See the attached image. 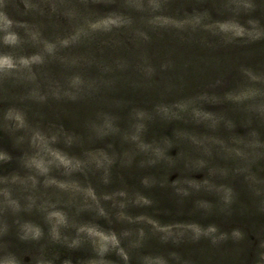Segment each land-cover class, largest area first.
Instances as JSON below:
<instances>
[{
  "label": "rangeland",
  "instance_id": "obj_1",
  "mask_svg": "<svg viewBox=\"0 0 264 264\" xmlns=\"http://www.w3.org/2000/svg\"><path fill=\"white\" fill-rule=\"evenodd\" d=\"M0 264H264V0H0Z\"/></svg>",
  "mask_w": 264,
  "mask_h": 264
},
{
  "label": "trees",
  "instance_id": "obj_2",
  "mask_svg": "<svg viewBox=\"0 0 264 264\" xmlns=\"http://www.w3.org/2000/svg\"><path fill=\"white\" fill-rule=\"evenodd\" d=\"M167 96H170V94H166Z\"/></svg>",
  "mask_w": 264,
  "mask_h": 264
}]
</instances>
